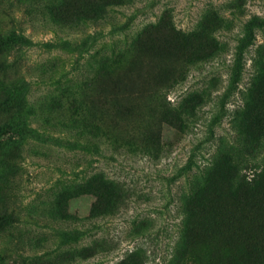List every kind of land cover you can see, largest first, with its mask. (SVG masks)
Returning <instances> with one entry per match:
<instances>
[{
  "label": "rangeland",
  "instance_id": "rangeland-1",
  "mask_svg": "<svg viewBox=\"0 0 264 264\" xmlns=\"http://www.w3.org/2000/svg\"><path fill=\"white\" fill-rule=\"evenodd\" d=\"M263 111L264 0H0V264H264Z\"/></svg>",
  "mask_w": 264,
  "mask_h": 264
},
{
  "label": "trees",
  "instance_id": "trees-1",
  "mask_svg": "<svg viewBox=\"0 0 264 264\" xmlns=\"http://www.w3.org/2000/svg\"><path fill=\"white\" fill-rule=\"evenodd\" d=\"M262 114H263V120H264V111L262 112ZM173 117H174V119L178 122V124H180V120H178L179 118L178 117H176L175 115H173ZM5 131L6 130H3V133H5ZM3 221V219H2V217H0V222H2Z\"/></svg>",
  "mask_w": 264,
  "mask_h": 264
}]
</instances>
